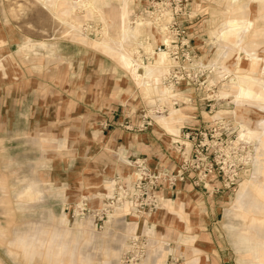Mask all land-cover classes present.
<instances>
[{"label":"rangeland","instance_id":"1","mask_svg":"<svg viewBox=\"0 0 264 264\" xmlns=\"http://www.w3.org/2000/svg\"><path fill=\"white\" fill-rule=\"evenodd\" d=\"M135 2L0 0V264H264V0H176L206 87L127 131L129 76L166 70L125 64L166 41ZM190 117L207 167L178 171Z\"/></svg>","mask_w":264,"mask_h":264},{"label":"built area","instance_id":"2","mask_svg":"<svg viewBox=\"0 0 264 264\" xmlns=\"http://www.w3.org/2000/svg\"><path fill=\"white\" fill-rule=\"evenodd\" d=\"M134 7L129 23L132 26L140 23V27L144 29L149 27L160 29L163 31L166 41L153 45L150 53L144 47L151 41L145 37V33L140 35L132 53V67L141 74L144 72L143 65H150V62L154 61L152 60L154 55L164 53L166 55V64L164 65L166 70L157 82L151 79L145 84L147 80L144 78L145 81H141L139 78L143 86L158 87L159 92L155 94L142 93L129 76L135 86L134 102L133 99L132 102L136 103L137 100L140 105L138 107H134V105L126 107L127 112L122 117L119 128L127 131L145 130L152 125L157 117L165 115L169 109L192 103L188 92L194 93L204 89L206 87L204 75L208 73V68L195 61L191 52L194 39L190 37L189 27H187L189 23L184 18L180 19L181 16L184 17L183 15L179 16L181 11L187 9L185 3L179 5L176 4V0H136ZM95 30L96 27L94 29L92 26V33ZM136 71H134V75H137ZM161 88L169 89H167L166 94H159ZM213 89L214 87H212ZM139 91L142 94L141 97ZM195 120H197L196 117H190L178 129V133L172 135L173 148L179 159L178 171H193L201 169L202 166L207 167L203 160L209 156L208 149L202 153L192 143L198 137L197 133L192 132ZM136 165L145 170L141 161L138 160ZM141 178L139 175L136 176L137 184Z\"/></svg>","mask_w":264,"mask_h":264},{"label":"bare ground","instance_id":"3","mask_svg":"<svg viewBox=\"0 0 264 264\" xmlns=\"http://www.w3.org/2000/svg\"><path fill=\"white\" fill-rule=\"evenodd\" d=\"M122 19V18H121ZM122 24L124 25V23H123V20H122ZM231 24V23H230ZM242 24V23H241ZM122 25V26H123ZM230 26V25H229ZM234 27H235V25H233ZM237 26V25H236ZM124 27V26H123ZM228 27V26H227ZM226 27V28H227ZM230 27H232V26H230ZM229 28V27H228ZM227 30V29H226ZM119 35H120V37H121V39L123 40V38H125V35H126V32H125V29L123 28L121 31H120V33H119ZM102 45L104 46V47H106V48H108L109 46H110V44L106 41V40H104L103 41V43H102ZM127 57L125 58V64L127 65V68H129L130 69V67H131V61H130V59H129V57H128V54H125ZM162 61V60H161ZM151 67H153V66H151ZM132 68V67H131ZM159 68V67H158ZM134 70V69H133ZM145 72V71H144ZM146 73V72H145ZM261 83V82H260ZM262 84V87L264 86L263 85V83H261ZM264 88V87H263ZM246 89V88H245ZM237 100V102H239L238 101V99H236ZM240 103V102H239ZM242 103V105H244V103H243V101L241 102ZM240 103V104H241ZM263 107V106H262Z\"/></svg>","mask_w":264,"mask_h":264},{"label":"crops","instance_id":"4","mask_svg":"<svg viewBox=\"0 0 264 264\" xmlns=\"http://www.w3.org/2000/svg\"><path fill=\"white\" fill-rule=\"evenodd\" d=\"M126 111H127V108H126ZM114 113V112H113ZM122 121V118L118 119V122L120 124V122ZM118 129V128H117ZM204 264H206V262H204Z\"/></svg>","mask_w":264,"mask_h":264}]
</instances>
